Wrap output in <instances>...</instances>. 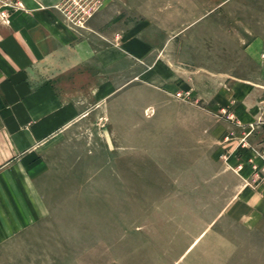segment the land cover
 <instances>
[{
	"label": "rangeland",
	"instance_id": "374dc122",
	"mask_svg": "<svg viewBox=\"0 0 264 264\" xmlns=\"http://www.w3.org/2000/svg\"><path fill=\"white\" fill-rule=\"evenodd\" d=\"M81 3L55 6L105 43L144 29L167 41L43 149L21 184L33 219L0 233V264H264V97L244 121L230 94L264 92V46H247L264 34L236 33L264 19L195 0Z\"/></svg>",
	"mask_w": 264,
	"mask_h": 264
},
{
	"label": "crops",
	"instance_id": "0c3cea01",
	"mask_svg": "<svg viewBox=\"0 0 264 264\" xmlns=\"http://www.w3.org/2000/svg\"><path fill=\"white\" fill-rule=\"evenodd\" d=\"M60 1L0 0L1 234L33 219L31 209L20 205L21 184L32 180L43 149L60 131L103 108L116 92L129 86L143 72L138 56L150 62L151 47L165 46L167 41L157 36L162 32L144 29L105 43L106 32L94 22L84 29L67 23L56 10ZM195 1L209 3V9L230 8L232 17L264 19L258 14L264 0ZM4 10L6 16L1 14ZM236 33L264 34L255 27L248 32L242 27ZM247 46H264V35L249 39ZM249 82L237 81L230 93L238 102L233 114L244 121L256 114L264 97Z\"/></svg>",
	"mask_w": 264,
	"mask_h": 264
},
{
	"label": "built area",
	"instance_id": "2783aa9c",
	"mask_svg": "<svg viewBox=\"0 0 264 264\" xmlns=\"http://www.w3.org/2000/svg\"><path fill=\"white\" fill-rule=\"evenodd\" d=\"M71 1L76 2V3H78V4H82V3H81L82 0H71ZM83 10H84L83 17H80V18L78 19V21H76L75 23H79V24H81V23H83V18H84V16H87V17H88V16L91 15V12H89L90 10H87L86 7H83ZM5 11H6V10L1 11V14H2L3 16H6V15H7V13H6Z\"/></svg>",
	"mask_w": 264,
	"mask_h": 264
}]
</instances>
